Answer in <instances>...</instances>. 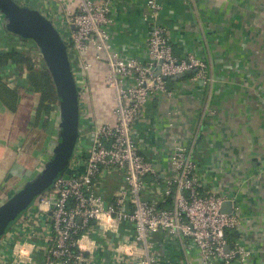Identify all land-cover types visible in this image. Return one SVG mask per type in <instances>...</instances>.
<instances>
[{"label": "crops", "instance_id": "crops-1", "mask_svg": "<svg viewBox=\"0 0 264 264\" xmlns=\"http://www.w3.org/2000/svg\"><path fill=\"white\" fill-rule=\"evenodd\" d=\"M14 1L38 10L57 27L67 26V18L77 11L81 0ZM145 2L125 0L109 16L110 43L123 59L147 60ZM159 2L157 22L165 29L174 56L191 54L203 61L208 80L170 81L167 86L174 91L172 97L157 95L144 106L132 135L156 173L145 181L163 183L171 173L174 146L196 137L194 163L202 191L229 194L240 208L242 224L236 244L248 257L232 264H264V0ZM68 28L70 33L73 28ZM13 43L0 14V54L13 50ZM93 54L90 50L83 55L91 68L76 79L80 120L72 165L80 172V159L93 143L95 128L115 121L114 93L104 84V60L93 59ZM35 67L34 62L35 71L46 70L43 65ZM0 80L14 92L7 104L0 100L1 205L37 176L58 133L56 113L45 128L43 115L36 122L39 95L30 86L25 67L0 66ZM121 186V179L112 171L102 173L94 185L96 194L105 199L112 198ZM49 218V211L33 204L3 232L0 264H42ZM133 236L131 225L123 224L112 238L94 229L91 258L99 263H112L116 258L117 264H132L135 257L131 255L146 253L141 245L121 246L130 244ZM25 242L31 245L27 256L20 253ZM148 243L147 253L157 264H202L195 250L186 253L163 234L150 236Z\"/></svg>", "mask_w": 264, "mask_h": 264}, {"label": "built area", "instance_id": "built-area-1", "mask_svg": "<svg viewBox=\"0 0 264 264\" xmlns=\"http://www.w3.org/2000/svg\"><path fill=\"white\" fill-rule=\"evenodd\" d=\"M124 3L125 0H81L77 11L67 18V26L73 28L69 38L64 39L58 31L66 45L69 62H77L81 76L91 68L83 56L88 51H94L93 59L104 60V84L114 93L115 121L95 128L93 143L80 159L82 172L72 165V158L53 187L36 198L34 204L50 214V232L42 264H117L116 258L112 263H99L91 258L92 232L99 228L107 235L114 234L123 224L132 226L134 236L130 244L121 246L130 249L141 245L146 250L141 255H131L135 257L132 264H157L147 253L148 238L162 234L186 253L195 250L202 264L243 261L248 252L236 241L230 247L226 238L228 231L236 232L238 238L242 224L240 208L229 194L202 191L194 163L196 137L174 146L170 156L171 173L163 183L145 181L147 176L154 177L156 173L137 147L132 130L150 99L157 95L173 96L174 91L162 76L197 69L193 79H208L203 61L191 54L182 58L174 56L165 29L157 22L161 11L159 0L145 2L147 60H126L116 53L110 43L109 16L115 6ZM10 37L13 50L32 59L37 67L45 66L32 41ZM72 52L74 57H70ZM71 70L73 73L72 66ZM73 76L76 79L74 73ZM109 171L117 173L122 186L112 198L105 199L96 194L94 185L102 173ZM167 201L171 205L161 207ZM227 202L232 203L231 211L223 212L222 206ZM128 251L122 253L129 255Z\"/></svg>", "mask_w": 264, "mask_h": 264}, {"label": "water", "instance_id": "water-1", "mask_svg": "<svg viewBox=\"0 0 264 264\" xmlns=\"http://www.w3.org/2000/svg\"><path fill=\"white\" fill-rule=\"evenodd\" d=\"M0 14L3 29L7 33L32 41L40 52L56 90L55 126L58 133V140L53 144L50 157L37 176L0 205L1 235L32 207L38 196L51 189L68 168L79 138L80 109L78 86L71 70L66 45L53 23L38 10L20 5L14 0H0ZM196 71L197 69H191L171 77L162 76V79L174 82ZM231 206V202L225 203L222 211L230 212ZM228 250L229 247H226V251Z\"/></svg>", "mask_w": 264, "mask_h": 264}, {"label": "trees", "instance_id": "trees-1", "mask_svg": "<svg viewBox=\"0 0 264 264\" xmlns=\"http://www.w3.org/2000/svg\"><path fill=\"white\" fill-rule=\"evenodd\" d=\"M9 35H12L8 33ZM14 36V35H12ZM16 65L18 67H25L28 71V81L32 89L38 93L39 100L36 110V122H38L40 116L43 117V127L45 128L50 116L56 113V90L51 77L47 70L38 72L34 70V62L26 57L24 54L19 53L16 50L4 52L0 54V66L3 65ZM194 73L186 76L185 78H193ZM171 83L170 81H166ZM14 92L8 91L6 85L0 80V100L7 104V100L12 99ZM58 140V139H57ZM170 201H167L161 207H169ZM226 238L230 247H232L237 239L236 232H226Z\"/></svg>", "mask_w": 264, "mask_h": 264}, {"label": "rangeland", "instance_id": "rangeland-1", "mask_svg": "<svg viewBox=\"0 0 264 264\" xmlns=\"http://www.w3.org/2000/svg\"><path fill=\"white\" fill-rule=\"evenodd\" d=\"M261 15H263V10L261 12ZM56 29L62 34V36H63L64 39L67 40V38H69L70 33H69L68 26H57ZM70 57H74L73 52L70 53ZM70 63H71L72 69H73V73L75 74L76 79H78L79 77H81V72L79 70L78 64H77L76 61H70ZM36 68H38V67H35V69ZM108 235L112 238V234H108Z\"/></svg>", "mask_w": 264, "mask_h": 264}, {"label": "clouds", "instance_id": "clouds-1", "mask_svg": "<svg viewBox=\"0 0 264 264\" xmlns=\"http://www.w3.org/2000/svg\"><path fill=\"white\" fill-rule=\"evenodd\" d=\"M31 248V245L27 242L20 245V253L21 255L27 256L29 254V250Z\"/></svg>", "mask_w": 264, "mask_h": 264}]
</instances>
